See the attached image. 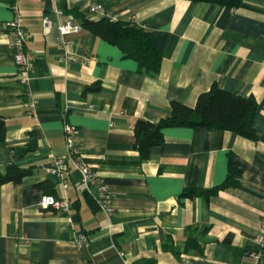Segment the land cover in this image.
<instances>
[{"label": "crops", "instance_id": "1", "mask_svg": "<svg viewBox=\"0 0 264 264\" xmlns=\"http://www.w3.org/2000/svg\"><path fill=\"white\" fill-rule=\"evenodd\" d=\"M93 1L106 16L90 11ZM62 7L78 25L133 21L152 35L163 61L156 77L143 74L83 27L63 43L52 0H0V116L7 127L0 173L10 165L32 169L0 186V264H254L264 227V0H243L237 9L186 0H62ZM15 18L34 57L27 89L35 107L9 45L6 26ZM214 84L256 100V140L171 127L143 160L134 148L136 122L159 123L173 102L195 107ZM67 124L75 128V151L113 193L111 216L76 173L67 175L65 191L49 173L52 159L68 154ZM230 163L238 171L230 186L182 196L226 184ZM49 194L66 196L70 212L39 207ZM81 234L87 239L79 246Z\"/></svg>", "mask_w": 264, "mask_h": 264}, {"label": "trees", "instance_id": "2", "mask_svg": "<svg viewBox=\"0 0 264 264\" xmlns=\"http://www.w3.org/2000/svg\"><path fill=\"white\" fill-rule=\"evenodd\" d=\"M225 6L232 9L239 8L243 0H186ZM65 14L68 12L62 7ZM73 15L80 17L79 14ZM84 29L116 46L122 52L124 59H131L138 64V71L156 77L163 61L152 35L139 28L133 21H114L102 19L92 21L82 19ZM99 87H87L85 92L98 91ZM258 110V104L253 97H242L235 93L227 92L213 85L211 89L198 98L195 107H189L179 102L172 103V113L159 123L139 120L135 124V146L143 160L151 158L154 147L164 142V130L171 127L218 129L233 132L246 139L256 140L254 122ZM6 122L0 116V142L6 138ZM36 143H32L27 149L20 150L23 155L27 151H33ZM237 169L230 163V175L226 184L213 190L191 187L185 190L183 197L216 194L220 189L232 184L231 180L236 175ZM32 173V169H22L16 165L7 167L5 173H0V186L7 183H19ZM89 196V195H88ZM90 197V196H89ZM94 204L95 201L90 197ZM97 205V204H96ZM191 229H188V231ZM196 241L188 237L187 242ZM154 262L150 263L153 264Z\"/></svg>", "mask_w": 264, "mask_h": 264}, {"label": "built area", "instance_id": "3", "mask_svg": "<svg viewBox=\"0 0 264 264\" xmlns=\"http://www.w3.org/2000/svg\"><path fill=\"white\" fill-rule=\"evenodd\" d=\"M54 4V14L56 16L55 26L59 29L62 42L67 36L82 31V26L75 24L68 18L62 8V0H52ZM90 11L103 16L107 15L103 4L93 1L90 4ZM9 45L14 52V62L18 68L20 84L25 88V94L28 96V102L31 107H35L36 100L28 91L30 75L34 66V57L27 51L28 34L21 25L19 18L7 24ZM67 156L54 157L49 169L51 176L57 178L65 191L68 188L66 177L71 172L76 173L86 193L95 201L101 211L107 216H111L113 207V193L109 186L104 182L99 173L86 164L82 157L75 151L73 135L75 128L69 124L65 125ZM39 207L43 209H53L62 213H69L72 207L71 201L66 197H55L54 195H44L39 201ZM87 235L81 234L78 237V245L81 246ZM257 249L251 253L254 264H264V227L262 232L255 239Z\"/></svg>", "mask_w": 264, "mask_h": 264}]
</instances>
